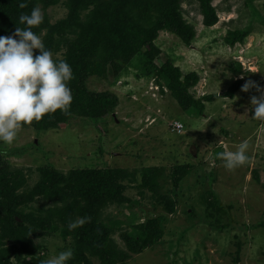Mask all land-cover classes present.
<instances>
[{
  "label": "rangeland",
  "instance_id": "374dc122",
  "mask_svg": "<svg viewBox=\"0 0 264 264\" xmlns=\"http://www.w3.org/2000/svg\"><path fill=\"white\" fill-rule=\"evenodd\" d=\"M36 1V7L53 24L69 15L66 0L50 6L47 0ZM181 4L183 19L195 29L196 39L188 46L174 33L159 29L154 41L160 51L157 63L170 60L183 77L196 73L199 81L190 90L196 100L219 97L205 103L203 115L182 107L166 86L157 83V76L145 77L141 71L147 61L130 50L124 70L109 63L106 72L99 69L100 73L83 75L90 92L118 96L120 104L113 113L94 119L72 114L57 129L42 134L22 127L16 141L0 145V152L13 169L25 171L29 189L40 180V168L46 166L54 168L63 182L83 171L125 172L127 176H119L117 184L126 188L123 195L127 202L105 206L99 217L100 223L113 226L108 228V239L119 253L127 255L123 264H264V122L252 119L250 102L261 92L253 87L248 92L240 90L234 99L225 97L238 80L242 86L252 82L264 90V0H214L219 22L213 27L204 25L198 1L181 0ZM94 8L81 11L80 20H87ZM156 13L149 23L152 28L161 19L160 11ZM236 30H249L251 35L243 44L229 45L227 38ZM102 40L103 36H98L91 47L97 62L104 50L96 44ZM56 54L53 58L65 60L68 51L61 47ZM72 106H76L74 99L70 110ZM55 114L63 113L58 110ZM176 122L184 125L182 134L172 130ZM244 141L249 146L248 162L232 171L225 169L217 154L236 151ZM187 165L192 166L191 174L175 186L170 171ZM163 167L167 179L157 182L156 191L159 197L177 196L173 213L142 180L145 169ZM78 200L86 204L82 198ZM62 207L38 198L21 210L45 217L49 209ZM160 217H164L162 240L143 253L132 252L129 241L142 233L137 227ZM56 222L60 226L57 233L47 230L46 235L37 233L33 238L47 260L72 250L74 242L73 236L64 240L61 232L65 225ZM89 260L90 264H102L98 257L89 255Z\"/></svg>",
  "mask_w": 264,
  "mask_h": 264
},
{
  "label": "trees",
  "instance_id": "16d2710c",
  "mask_svg": "<svg viewBox=\"0 0 264 264\" xmlns=\"http://www.w3.org/2000/svg\"><path fill=\"white\" fill-rule=\"evenodd\" d=\"M58 1L47 0L46 3L50 6ZM66 1L69 8L66 19L53 24L49 16L44 15L43 23L32 30L40 37L45 48L53 53V56L60 51L61 47L68 51L65 61L73 70V79L68 86L71 88L76 106L69 109V114L46 115L41 121H34L31 125L24 127H32L38 134H42L57 129L59 123L72 114L94 119L113 113L120 104L118 96L108 92L104 94L90 92L83 84V75L87 72L100 73L99 69L106 72V65L109 63L117 70H124L129 60L127 55L130 50L135 54H142V59L147 61L141 71L144 76L151 75L150 79L157 76V83L160 86H166L187 111L196 110L197 114L203 115L205 103L219 98L217 95H209L201 101L196 100L190 92L199 81L196 73L183 77L181 69L174 66L170 60L157 63L160 51L154 46V41L158 37L159 29L174 33L188 46L192 45L196 39L195 29L183 19L181 0ZM195 1L200 4L204 25L206 27L217 25L219 17L213 6L214 0ZM24 3L27 7L21 9L19 4H7L4 0H0V36L12 35L17 27H25L20 24L19 17L21 14H30L38 1L29 0ZM92 6H95L94 12L82 22L79 14ZM156 10L160 11L161 19L158 25L152 28L149 23L157 14ZM250 35L249 30H236L227 38V43L232 46L238 43L243 44ZM98 36H103V40L96 45L104 52L101 60L97 62L91 47ZM86 67L88 70H85ZM104 72L102 73L105 76ZM242 84L241 80L236 81L225 97L234 99L241 90ZM77 106H80L81 111H78ZM191 172L192 166H176L168 176L173 179L174 185L179 187ZM39 173L40 180L32 189H29V178L25 171L13 169L8 157L4 152H0V264H42V261H46L47 255H42L41 248L34 246L33 238L37 233H40V236L43 233L46 235L47 230L57 233L60 229L57 219L65 225L61 232L64 240L70 236L74 239L73 258L68 264H90L89 255L98 257L102 264L125 263L127 255L119 253L108 239L109 227L113 226L100 223L99 217L105 206L127 202L123 195L126 188L117 184L119 176H127V174L102 169L92 172L83 171L77 177H71L69 181L63 182L59 179L57 171L55 172V169L50 166L40 168ZM167 173V168L164 167L145 169L142 172L144 187L150 188L154 191V195L159 197L156 191L157 182L160 179L163 180ZM79 177L80 180H78ZM211 180L214 181L215 178L212 177ZM65 182L67 184L64 185ZM23 188L25 192L21 193L20 190ZM176 197L167 194L160 196L159 201L173 213L178 203ZM38 198L52 201L56 205L62 204L63 207L49 209L45 217L35 213L25 214L21 210L22 207L36 202ZM80 198L86 201V204L82 205L83 202L78 200ZM75 217H90V222L70 231L68 224ZM163 219L164 217L157 220L149 219L147 223L137 227L138 231H142L139 238L132 237L130 241L128 240L132 252L143 253L162 240Z\"/></svg>",
  "mask_w": 264,
  "mask_h": 264
},
{
  "label": "clouds",
  "instance_id": "9594fccd",
  "mask_svg": "<svg viewBox=\"0 0 264 264\" xmlns=\"http://www.w3.org/2000/svg\"><path fill=\"white\" fill-rule=\"evenodd\" d=\"M19 7L26 8L27 4L21 2ZM19 21L24 28L17 27L12 35L0 36V145L6 146L16 141L22 127L58 110L69 114L73 100L68 86L73 79L71 65L65 60L57 62L32 30L44 21L41 9L34 7L30 14H21ZM253 87L261 95L251 98L252 119L264 122V90L249 82L241 91L248 92ZM172 130L175 131L173 127ZM248 147L246 141L241 142L236 151L225 150L217 158L224 162L225 169L235 170L248 162ZM88 222L90 217L79 218L68 228L72 231ZM72 258L73 251L68 249L42 264H68Z\"/></svg>",
  "mask_w": 264,
  "mask_h": 264
},
{
  "label": "built area",
  "instance_id": "2783aa9c",
  "mask_svg": "<svg viewBox=\"0 0 264 264\" xmlns=\"http://www.w3.org/2000/svg\"><path fill=\"white\" fill-rule=\"evenodd\" d=\"M172 127H173V129H174L175 131H177L178 133H181V132L183 131V129H184L183 124H181V123H179V122L174 123V124L172 125Z\"/></svg>",
  "mask_w": 264,
  "mask_h": 264
}]
</instances>
